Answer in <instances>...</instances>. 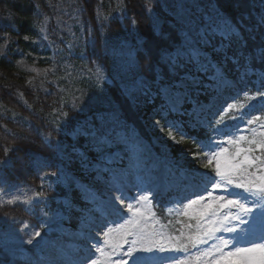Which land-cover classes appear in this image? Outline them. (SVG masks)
Here are the masks:
<instances>
[{
	"label": "snow or ice",
	"instance_id": "6c2138e0",
	"mask_svg": "<svg viewBox=\"0 0 264 264\" xmlns=\"http://www.w3.org/2000/svg\"><path fill=\"white\" fill-rule=\"evenodd\" d=\"M143 7L146 16L144 30L140 27V21L134 15L129 17L124 7L119 14L122 21H130L129 37L111 46L105 37V49L113 55V66L104 75V83L98 91L86 96L78 104H73V117L64 114V124L71 125L65 133L68 142L53 141L50 137L44 140L58 160V171L51 173L56 177L57 184L69 191L78 189L82 198L93 205L92 208L81 209L86 254L76 259L63 254L59 257L36 254L27 258V264H65V261L67 264H98L91 257L96 252L104 255L102 248L109 243L107 238L112 229L109 227L107 231L93 235L92 228L103 229L109 217L122 218L126 212L134 215L138 213L139 208L131 202L126 208L123 207L126 200L139 204L155 197L152 185L142 182L135 185L137 192L129 195L127 189L130 186L126 183L125 172L112 167L117 158V150L122 147H130L135 153L141 151L142 142L128 131L129 120L133 123L144 120L153 130L161 133L167 126V135L163 138L157 136L155 141L161 154L158 160L169 171L181 167L178 158L169 159V153L179 144L173 131L179 133L181 139L188 137L198 145L208 161L204 168H208L215 160L213 171L201 173L203 184L195 186L191 195L196 199H188V204L190 206L197 200H204L203 192L213 200L221 201L219 207L229 211L214 223H219L223 231L237 233L239 239L237 230L246 232L239 226L255 218L253 208L247 207V203L250 201L258 208H264V139L248 141L250 147L237 148L236 158L222 164L221 158L227 152L222 147L223 141L219 139L226 135L221 127L224 121L213 122L209 119L206 115L207 107L200 101L201 96L218 93L229 86L233 82L228 79L229 74L236 81H243L255 74L264 83V0H148ZM11 27L13 31L17 30L15 25ZM0 39L4 40L5 45L10 43L7 34ZM24 39L27 40L28 36L25 35ZM257 95L264 97L261 92ZM231 109L233 105L229 104L225 111ZM258 120L259 117H254L245 121V125H253ZM206 129H211V136L207 135ZM261 135L264 136V133ZM228 139L229 142L239 144L245 138L240 136L233 141L229 135ZM256 150H260L261 155H255ZM9 151L5 148L6 154ZM241 154L243 158L239 159ZM32 156L31 164L37 170L52 166V160L37 154ZM191 159L195 160L197 156L193 154ZM8 163L7 159L0 160V169ZM127 171L130 173L131 169ZM257 173H261L259 179L256 178ZM47 175L41 174L42 187ZM0 184L6 185L7 182L0 178ZM209 186L211 190H220L225 195L213 196ZM0 194L8 195L3 189H0ZM186 198H181L177 203H183ZM31 199L42 201L45 197L42 193H36ZM17 200V197L0 200V204L12 205ZM62 203L66 210L70 211L73 207L67 195ZM232 208L237 209V212L233 213ZM93 213H99L100 223L95 222ZM44 215L45 221L40 228L46 234L62 217L59 212ZM261 216H264V210ZM125 224L132 230L124 232L123 242L129 247L126 252H121V257L135 258L138 249L134 245L137 241H129L127 237L137 235V221L130 219ZM30 227L24 223L18 230L9 228L0 233V246L8 249L10 241L15 237L19 243L15 248L8 249L13 255H22V246L25 244L35 245L40 248V252H44L40 245L47 246V242L41 230L30 232L26 241L16 236V232H23ZM119 227L123 228L124 225ZM219 230L209 228L204 235L210 236ZM101 234L106 238L103 244L98 238ZM223 243L227 245L228 242ZM122 247L117 244L113 246V251ZM257 250L261 253L259 258L252 255ZM143 251L151 252L152 248ZM160 251H163L162 247ZM228 255L235 257L234 264H264V244L253 243L250 248H236ZM0 264L3 262L0 261ZM116 264L128 262L121 258Z\"/></svg>",
	"mask_w": 264,
	"mask_h": 264
},
{
	"label": "trees",
	"instance_id": "16d2710c",
	"mask_svg": "<svg viewBox=\"0 0 264 264\" xmlns=\"http://www.w3.org/2000/svg\"><path fill=\"white\" fill-rule=\"evenodd\" d=\"M147 2L0 0V37L7 34L10 41L5 45L0 39V159H11L10 177L29 190L44 191L51 197L54 207L64 208L57 197L67 195L75 198L76 204L81 195L75 188L70 195L63 185L57 184L51 173L57 172L58 160L44 140L46 137L53 141L67 137L65 133L71 125L63 123L64 114L73 117V104L83 101L103 85V77L112 68L114 59L111 51L105 49V37L111 46L130 35V21L121 20L120 10L126 7L128 16L134 15L144 30L143 6ZM11 25L17 30L13 31ZM30 66H36L39 72ZM209 95L200 98L208 100ZM128 123L129 132L137 129L149 140L144 120L135 123L129 120ZM205 131L209 135V131ZM195 145L187 137L171 152L175 155L180 151L193 153ZM152 146L160 153L157 146ZM5 148L10 149L7 154ZM32 154L52 160V166L37 170L31 164ZM43 173L48 175L42 187L40 177ZM170 202L176 200L155 199L159 223L172 237L183 240L189 224L182 214L170 209ZM73 207L69 216L78 219L80 211ZM8 209L27 215L23 210Z\"/></svg>",
	"mask_w": 264,
	"mask_h": 264
},
{
	"label": "rangeland",
	"instance_id": "374dc122",
	"mask_svg": "<svg viewBox=\"0 0 264 264\" xmlns=\"http://www.w3.org/2000/svg\"><path fill=\"white\" fill-rule=\"evenodd\" d=\"M30 68L39 72V69L36 66H30ZM228 79L233 82L229 86L224 87L218 93H213V97L210 99L209 103H203L207 107L206 115L208 116H231L229 118L230 124L222 126L226 135L219 138L223 141L222 147L227 149V152H225L221 158L222 164L226 160L232 161L236 158L237 148L250 147L251 145H249L248 141H251L254 138L256 140L264 139V136L261 135L264 133V127H261V125H264V112L261 113V108L264 109V97L257 95L258 92L264 93V83H262L257 75H255V77L249 76L243 81H236L235 78L230 75L228 76ZM229 104L233 105V109L225 111ZM248 105H251V107H248ZM213 113H215V115H212ZM232 117H236V119H232ZM254 117H259V120L255 124L245 125V121ZM153 119H159V117H153ZM161 124H164L163 120L161 121ZM146 126L151 135L152 141L155 144V137L160 136L163 138L167 135V126L164 127L163 133L158 130H153L147 124ZM237 128L240 130L237 131ZM130 135L138 138L137 132L135 131L130 132ZM173 135L176 137L177 141L182 140L179 133L173 131ZM229 135L233 141L238 140L240 136H243L245 139L241 140L239 144H234L229 142ZM61 141L67 143L68 138H65V141ZM140 141L142 142L140 145V153L133 152L130 147H122L117 150V158L112 167L117 171H124L127 181H129L128 178H139L143 184H151L152 191L156 193L155 196L163 195L170 190H175L179 192L180 199L187 197L186 199H183V203H180L179 210L186 212L190 217L197 220L199 231V237L195 241L196 245L193 250V260L191 264H234L235 257L229 256L228 253L234 252L236 248H250L253 243L264 244V216H261V211L264 210V208H258L250 201L247 203V207L253 208L255 218L250 219L247 224H241L239 226L240 228L245 229L246 232L241 233L238 229L239 239H237V233L223 231L219 223H214V221L221 219L222 216L229 211V209L219 207L222 203L221 201L213 200L206 192H203L201 194L205 196V199L197 200L195 204L189 206L188 199H196V197L191 195L195 186L203 184L201 173L205 170L203 166L208 163L199 147H196L195 149L196 151L194 154L197 156V159L193 160V164H195L193 168L186 165L193 154L187 156V154L182 152L183 154L179 153L176 156L169 155L170 160L178 158L179 164L181 165L178 170L173 169V171H169L164 164L159 162L158 155L154 153L143 140ZM125 153H127V155H125ZM242 158L243 155L241 154L239 159ZM5 159H7L9 163L3 169H0V178L6 181L7 184H0V189H3L8 195L0 194V200L7 201L13 197H17L18 200L17 203L12 205L0 204V233L8 231L9 228L12 230H18L21 228L22 224L27 223L31 226L30 228L25 229L23 232H16V236L20 239L26 241V237L29 236L30 232L41 230L44 241L48 238V240L52 242V244H50L53 247L51 249L52 251H58L54 246L56 244L63 249L62 251H58L59 255L63 254L65 257L71 259H76L78 256H84L86 254V249L82 235V232L84 231L82 220L75 226L76 228H72L68 223V218L64 211L54 208V206L51 205L50 199H48L44 193L37 191L35 188L32 190L26 189L22 187L21 184L8 177L10 176L9 173L12 167V162L9 158ZM123 161L126 163L124 164ZM210 166L215 167V160H213ZM129 169H131L130 173L127 171ZM197 177H199L198 179H200V181L197 180ZM256 178L259 179L258 173L256 174ZM133 183H135V180H133ZM101 190H103V188ZM209 190L212 191L213 196L225 195L220 190H211L210 186ZM135 191L137 192L136 188ZM234 191L241 190L234 189ZM36 193H42L45 199L42 201L31 199ZM112 194L115 195L116 193ZM144 194L147 195V193ZM64 199L65 198H62V200ZM152 200L153 198H149L148 200L141 201L139 204H136L135 201H131L134 207L139 208V212L135 215L130 213V215L124 214L122 218L109 217L108 223L104 225L102 231H107L108 228L111 227L112 231L109 234L111 239L108 241L109 243L107 245L103 246L102 251L111 252L113 246L124 240V232L126 230H132L127 224H124L125 227L123 228L119 227L120 220H124L125 222L134 219L137 221L135 229L137 235L128 236L127 239L129 241L133 239L137 241L134 245L138 249L135 253V258H133L136 261L135 264H180L181 253L175 249L173 241L158 224L152 206ZM25 201L29 202L25 203ZM127 201L128 200L125 202ZM86 202L87 205H84L83 207H79L78 205L77 208L81 211V209L93 207L90 201ZM7 208L24 210L28 213L24 216L20 213H16L12 209L6 210ZM231 211L236 213L237 209L232 208ZM57 212L61 214L62 218L59 219L57 224H55L56 227H52V230L45 234L40 228V225L45 221L44 214L48 213L49 215H52ZM213 212L216 213L215 216L212 215ZM138 214H142V216H138ZM93 217L96 223H100L99 213H93ZM13 220H15V223H13ZM230 226H234V224ZM209 228L221 230L210 234V236H205L204 233L208 231ZM97 229L98 228L96 227L92 228L93 235L97 234ZM142 233H146V235H141ZM62 235L70 238V241L63 240L61 237ZM223 241H227V245H225ZM100 242L103 244V241ZM18 243L19 240L14 237L8 245V249L15 248ZM218 245H223V247L220 248ZM31 246L35 247V245ZM122 246V250L126 252L129 245L123 243ZM161 247L163 248V251H160ZM22 248L23 253H27L24 245ZM148 248H152V251H143V249ZM8 249L0 246V261H2L3 264H14L18 261L27 264V258H21V256L15 257ZM36 254L43 255V253L40 252V248H33V254H29L28 257H33ZM252 255L259 258L261 253L257 250L255 253H252ZM95 257L98 258V264H112L109 263L110 260L108 258H106L107 260L105 259L104 261H101L103 260L102 257L99 258V255ZM65 264H67V261H65Z\"/></svg>",
	"mask_w": 264,
	"mask_h": 264
},
{
	"label": "bare ground",
	"instance_id": "6f19581e",
	"mask_svg": "<svg viewBox=\"0 0 264 264\" xmlns=\"http://www.w3.org/2000/svg\"><path fill=\"white\" fill-rule=\"evenodd\" d=\"M130 177V176H129ZM129 179V181H127V178H125V180H126V183L130 186L129 187V189H127L128 190V192H129V195H132V194H135L136 193V191H135V185L136 184H138V183H141V181H140V179L139 178H128ZM133 180H135V183H133ZM131 201H127V202H125V205L123 206V207H125L126 208V205L128 204V203H130ZM132 203V202H131ZM130 213H132V212H126V214L127 215H130ZM138 216H142V214H138ZM115 222V221H114ZM119 224L120 225H124L125 224V222H124V220H120V222H119ZM55 227H56V225H54ZM53 226V227H54ZM124 227H125V225H124ZM104 229V228H103ZM103 229H100V228H98L97 229V233H102V230ZM141 235H146V233H142ZM62 237V239L63 240H65V241H70V238H68V237H66L65 235H62L61 236ZM151 237V236H150ZM29 238V236H27L26 237V240ZM99 240L100 241H104L106 238L101 234V235H99ZM38 240H39V238H37ZM111 238H110V235H109V237L107 238V240L109 241ZM45 241L47 242V246H45V245H40V247H43L44 248V252H42L43 253V255H46V254H50V255H55V256H57V257H59L60 255H59V253H58V251H62L63 249L62 248H60V247H58L56 244L54 245L55 247H56V250H58V251H52L51 249L53 248L50 244H52V242L50 241V240H48V238L47 239H45ZM124 241V240H123ZM120 242V243H118L119 245H122L124 242ZM31 247V248H30ZM24 248H25V250H26V252L27 253H23L22 255H20V254H18V256L17 255H14L15 257H19V256H21V258H28V255L29 254H33V248L34 249H38V247L37 246H35V247H32L31 245H24ZM104 252V255H101L100 253H98V252H96L91 258L92 259H98L97 257H95V256H97V255H99V258H103V260H101V261H104L106 258H108L110 261H109V263H112V264H116V262L118 261V260H120L121 258H123L124 260H126L127 262H128V264H135L136 263V261L132 258V257H127V256H124V257H121V252H124L122 249H120V248H117L115 251H113V249H112V251L111 252H105V251H103ZM12 253V252H11ZM107 260V259H106ZM112 260V261H111ZM14 264H17V262H15ZM18 264H24L22 261H18ZM26 264V263H25Z\"/></svg>",
	"mask_w": 264,
	"mask_h": 264
}]
</instances>
